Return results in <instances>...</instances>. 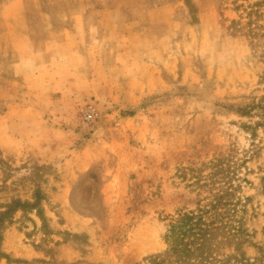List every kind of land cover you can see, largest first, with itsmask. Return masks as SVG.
<instances>
[{"label": "rangeland", "instance_id": "obj_1", "mask_svg": "<svg viewBox=\"0 0 264 264\" xmlns=\"http://www.w3.org/2000/svg\"><path fill=\"white\" fill-rule=\"evenodd\" d=\"M80 1L0 0V264H151L166 249L170 216L199 198L179 169L206 174L221 155L244 163L249 235L240 248L249 264H264V0H135L122 6L117 68H108L113 47L94 45L88 63L62 62L61 84L52 59H26L33 69L21 86L13 42L50 36ZM21 7L25 19L13 11ZM143 8L159 26L139 43L128 25ZM143 57L172 62L157 77ZM129 66L144 91L128 92ZM79 67L92 86L69 77ZM88 102L99 116L85 124Z\"/></svg>", "mask_w": 264, "mask_h": 264}, {"label": "trees", "instance_id": "obj_2", "mask_svg": "<svg viewBox=\"0 0 264 264\" xmlns=\"http://www.w3.org/2000/svg\"><path fill=\"white\" fill-rule=\"evenodd\" d=\"M210 164L206 174L194 166L179 169L178 175L196 188L199 198L194 208L178 209L170 216L163 235L166 249L153 256L151 264H249L240 248L249 235L244 216L248 196L238 194L242 181L248 182L239 175L244 163L221 155ZM261 184L264 189V176ZM22 204L17 201V206ZM36 204L35 198L31 205ZM36 213L42 220L38 208ZM229 247L232 251L226 252Z\"/></svg>", "mask_w": 264, "mask_h": 264}, {"label": "crops", "instance_id": "obj_3", "mask_svg": "<svg viewBox=\"0 0 264 264\" xmlns=\"http://www.w3.org/2000/svg\"><path fill=\"white\" fill-rule=\"evenodd\" d=\"M103 0L102 4L100 6H83L84 0L80 1L79 5L75 6V12H73L71 17H74L73 20L64 22L61 24H58L55 27L50 26L49 35L48 37L43 38H28L25 37L24 34H22V30H27L30 26H28V23L23 21V23H19V29L21 30L22 37L18 41L13 42L14 46L17 49V52L19 53V60L16 62L17 70H19V74L21 75V80L19 79L17 83L21 84L23 87L29 86V79H26V74H28L26 71L27 69H33L28 68L29 63L26 64L25 60H29L31 58H34V62L38 65H44L45 60L44 59H52L55 64L51 65V69L55 71L54 74H50L51 78L54 80H61L64 81L63 73L60 72L64 69V64L62 62L75 59V60H82L87 62L86 55H90L89 48L91 46H112V61L110 62V65H108V68H117L120 61H119V39L115 37L116 33H119V29L122 28V26L125 25V23L121 22V14H122V6L123 5H129L133 8V3L135 0ZM138 4L137 0L135 2ZM135 4V5H136ZM139 11L140 15L138 21L134 23H130L128 25L129 31H136L137 34V41L139 43L142 41V37H144V34L151 39V33L146 32V30L150 29L153 30L159 26L158 23H154V21L151 19L152 11H154V8H143V11H140L139 9H136ZM14 12L19 13L23 12L24 16L22 14V18L25 19V14L27 12L25 11L24 7L17 8L13 10ZM11 12V11H8ZM32 14L36 11L34 9L31 10ZM11 14V13H9ZM34 15V14H33ZM12 18L15 17V15H11ZM158 22V21H157ZM35 26L39 29H45L44 27L40 26V24H35ZM31 27L33 25L31 24ZM99 33L100 36L97 37V35L93 34ZM111 35V37H110ZM109 37V38H108ZM106 42V43H105ZM135 43L136 39H135ZM137 43V44H139ZM58 46L67 47L65 51L57 48ZM82 46V48L80 47ZM69 47H78L76 51L73 49H69ZM116 47V48H115ZM74 52V54L69 55V53ZM66 56V57H65ZM70 57V58H69ZM130 60V59H129ZM139 60V64L142 65L144 68L150 70V72H153V76L156 75V68L160 65H164L166 63L172 62L168 59H162L161 61H155L154 59H150L149 57H143ZM82 61V62H83ZM89 62V61H88ZM87 62V63H88ZM47 65V64H45ZM34 67V65H33ZM133 67L129 66L127 70H125V67L122 68L123 76H125V79H127V85L131 86V90L129 89V93H134L136 89H140V91H144L146 84L143 82V76H141V71L139 72V69H132ZM79 73L78 74H69V77H79V82L83 83L82 81L85 80V76H83V73L80 74V71H82V68H78ZM34 72V71H31ZM60 72V73H58ZM88 72V70H87ZM150 75V73H149ZM83 79V80H82ZM52 80V81H54ZM88 84V87L92 86V83L85 80ZM92 81V80H90ZM90 83V86H89ZM86 85V83H84ZM57 85V83L55 84ZM58 89V88H57ZM60 90V89H58ZM87 92L86 86L81 87L79 90V93ZM62 96V95H61ZM74 98V97H73ZM71 98V99H73Z\"/></svg>", "mask_w": 264, "mask_h": 264}, {"label": "built area", "instance_id": "obj_4", "mask_svg": "<svg viewBox=\"0 0 264 264\" xmlns=\"http://www.w3.org/2000/svg\"><path fill=\"white\" fill-rule=\"evenodd\" d=\"M99 116V111L95 103L88 102L80 112V118L87 124L94 121Z\"/></svg>", "mask_w": 264, "mask_h": 264}]
</instances>
